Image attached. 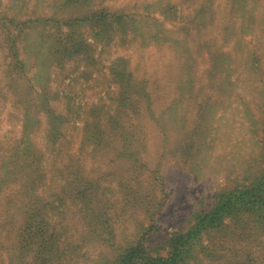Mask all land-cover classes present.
<instances>
[{
	"label": "rangeland",
	"instance_id": "rangeland-1",
	"mask_svg": "<svg viewBox=\"0 0 264 264\" xmlns=\"http://www.w3.org/2000/svg\"><path fill=\"white\" fill-rule=\"evenodd\" d=\"M263 129L264 0H0V264H264Z\"/></svg>",
	"mask_w": 264,
	"mask_h": 264
},
{
	"label": "trees",
	"instance_id": "trees-1",
	"mask_svg": "<svg viewBox=\"0 0 264 264\" xmlns=\"http://www.w3.org/2000/svg\"><path fill=\"white\" fill-rule=\"evenodd\" d=\"M262 132V150L264 152V129ZM256 185V188H247L241 191L237 198L234 197L235 195H233V193L229 196H223V200L217 204V208L214 211L202 215V223H207V225L214 224L222 218L224 213H229L232 209H234L236 204H244V206H247L246 204L253 202L251 198L258 194V188L264 187V172L257 179ZM263 203L264 201L257 205L260 206ZM200 229V227L194 228L192 231H189L187 234L177 239L173 244V254L167 260L148 256V254L142 248H131L119 260H117L116 264H187V257L189 255L187 245L192 237H194L196 233L200 231Z\"/></svg>",
	"mask_w": 264,
	"mask_h": 264
}]
</instances>
